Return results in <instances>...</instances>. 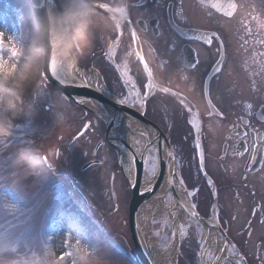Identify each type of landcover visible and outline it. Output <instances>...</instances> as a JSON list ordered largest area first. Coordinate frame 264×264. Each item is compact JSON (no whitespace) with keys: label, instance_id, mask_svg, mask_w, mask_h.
Returning a JSON list of instances; mask_svg holds the SVG:
<instances>
[{"label":"flooded vegetation","instance_id":"flooded-vegetation-1","mask_svg":"<svg viewBox=\"0 0 264 264\" xmlns=\"http://www.w3.org/2000/svg\"><path fill=\"white\" fill-rule=\"evenodd\" d=\"M60 1L63 6L64 0ZM96 2L108 3L112 8L123 6L127 20L121 21L122 34L117 41L115 24L119 14L98 10L101 15L97 17L98 24L93 29L92 43L77 66L88 69L86 71L92 73L95 79L100 78L119 100L125 91L121 79H127L128 75L144 79L142 66L131 47V30L136 31L137 50L142 51L154 73V95L146 107H141V114L164 132L179 159V163L173 160L169 166L175 167L184 177L188 189L199 188V194L193 201L198 205L201 217L213 216V205L219 210L218 225L226 239H222L223 245L227 241L228 245L235 246V251L226 250V257L229 251L234 256L228 264H235L239 257H243V264H264V167L258 163L246 167L249 153L243 156L234 154L242 151L245 145L251 148L256 141V133H264V120L261 119L264 116V107L261 106L264 104V55H261L264 45L257 43L264 39V0H232L237 5L232 17L217 13L202 0ZM113 16L116 19L112 27H104L105 18ZM189 29L216 32L220 37V41H214L211 48H200L202 62L194 71L183 65L191 60V48L197 45L179 35ZM248 29H251L250 36ZM245 39L249 41L246 46ZM221 41L226 63L218 80H211V99L224 115L222 118L218 115L209 118L202 82L217 58L216 48ZM171 45H175L174 51L170 50ZM153 48L155 52L151 50ZM164 60L168 63L161 67L160 62ZM116 65L120 66V72L116 70ZM161 87H169L171 92L186 98L202 122L205 168L208 176L215 181L211 190L203 174L197 173L196 161L192 159V139L188 135L186 115H180L182 106L171 92H160ZM246 104H251L252 108L245 107ZM126 106L135 109L134 106ZM79 122L88 125L87 130L74 139L85 137L88 144V152L82 154L86 159L81 171L102 165L109 173L122 174L115 164L114 152L104 140V125L94 114L74 104V124ZM245 133L250 135L245 136ZM95 137L99 139L97 147ZM262 144L264 141L258 142L257 147ZM101 149L103 151L99 152ZM95 156H103L102 161ZM122 180L120 182H124ZM121 186L125 188L124 183ZM122 188L116 183L117 196L123 201ZM212 192L216 195L213 196ZM125 193L126 198L128 191Z\"/></svg>","mask_w":264,"mask_h":264},{"label":"rangeland","instance_id":"rangeland-1","mask_svg":"<svg viewBox=\"0 0 264 264\" xmlns=\"http://www.w3.org/2000/svg\"><path fill=\"white\" fill-rule=\"evenodd\" d=\"M0 31H3L6 36L13 37L14 41L21 47L29 46L28 42L33 45L30 36H27L25 32L21 14L7 0H0ZM39 45L37 48H39ZM34 93L35 95L30 102L32 114L28 115L29 125L25 131L38 142L39 148H42V152L46 154L54 167V173L60 179L58 180L62 182L71 198L75 201L77 200L76 202H79L85 208L86 211L82 209L85 214L95 222H97L96 219L103 222L106 230L118 241V245L121 248L132 249L133 253L127 217L124 216L126 211L121 209L123 208L121 207L118 209L119 211L113 214L111 212L113 203L108 199L109 193L104 195L105 190L108 192L109 173L102 165H95L85 171H81L86 159V156H82V154L84 151L88 152V144L85 141V137H81L76 141L73 140V137L76 132L81 130L84 123L74 124V109L59 94L55 93L51 86H42L41 83H38ZM14 122H12V125ZM23 126L21 125V128ZM136 126L138 127V125ZM134 128L136 127L134 126ZM137 131L130 133L127 131L126 133L130 134L131 138L136 141ZM13 134L11 131L10 136H13ZM0 139L9 140L3 137ZM96 139L95 137L94 142H96ZM19 147L16 143L7 144V142L0 145V184L18 189L21 199L23 200L26 197V201L24 208L21 209L18 205L14 206L13 202L0 198V228H15L9 230L7 237L9 249L21 245L34 247L31 250L26 248L20 254L0 256V264H9L11 260H24L25 258L29 264H53V262H56V264H72L71 258L63 262L58 261L61 251L64 250L74 253L77 264L137 263L133 262L127 254L112 249L104 244L102 240H98L92 229H89L90 220H84L85 217L83 220L87 225L95 252L90 253L84 261H81L80 257L85 256L84 245L76 243L75 234L69 235L65 233L69 228L61 226L60 221V217L63 215L75 214L79 216V214L65 211L61 206H56V204L52 203L50 189L45 180L41 177H36L26 167L14 165L12 157ZM102 151V149L99 150V152ZM57 153L59 154L57 155ZM97 157L102 160L103 156ZM120 178L117 176L116 180H119V186L122 188L121 185L124 182H120ZM122 189V195H124L125 199V191L127 189L126 187ZM169 193L167 190L164 193V197L167 200L174 198L173 194L169 195ZM191 202L194 203L193 199ZM145 205L146 203L143 206ZM151 211L154 215L152 214V217L147 221L146 227L150 229L151 240L155 242L157 250H165L173 239L171 232L172 222L165 215L155 212V206H152ZM22 212L24 215H21ZM25 216H27V223L24 225ZM204 219L209 220L208 216L202 220ZM188 224H190V227L187 228L186 235L188 232L194 233V242L188 251L192 252L194 259L192 261L187 257L185 262H179L177 254L175 264H202L200 254L203 250L201 244H203L205 230L202 228V224L197 226L194 221ZM65 240L68 241L70 247L65 248L63 246ZM206 256L207 259H212L213 251L208 252ZM232 259H234V256L229 251L223 264H228Z\"/></svg>","mask_w":264,"mask_h":264},{"label":"snow or ice","instance_id":"snow-or-ice-1","mask_svg":"<svg viewBox=\"0 0 264 264\" xmlns=\"http://www.w3.org/2000/svg\"><path fill=\"white\" fill-rule=\"evenodd\" d=\"M202 2H206L207 6L210 9H214L217 13L222 14L225 17H232L234 15L235 9L237 5L232 2V0H202ZM40 9H43L45 7L44 4H39L38 6ZM49 11H51L53 8H56L58 10V5L53 3V0H48ZM96 8L98 10H104V13L112 12V13H118L119 19H117L115 24V29L117 32L116 40L119 41L121 33V21L127 20V14L124 7H116L112 8L109 6L108 3L105 2H96ZM114 19H116V16H113ZM247 27V25H245ZM181 37L184 39L194 43L197 45V47L191 48V60H188L186 63H184V68L188 70H196L198 66L201 64L200 59V48L202 46H207V48H211L213 46L214 41H220V37L216 32H207V31H200L198 29H189L187 31H181L179 33ZM248 35H251V29H248ZM249 43L247 39L244 40V45L246 46ZM257 43L264 45V39H260L257 41ZM137 44H138V37L135 30H131V47L133 51L135 52V57L139 62V65L142 66V72L144 74V79L140 80L139 78L133 77L132 75H128L127 79H121V84L124 88V94L119 99L118 103L121 105H131V106H139V107H146L149 100L154 95V84H153V77L154 73L152 68L149 66V62L145 59L144 55L142 54V51L137 50ZM21 46L18 45L13 37L6 36V34L3 31H0V67L2 66H8L10 65L11 71L14 73L18 70V65L22 59L20 55ZM153 52H155V49H151ZM170 50H175V45L170 46ZM114 56L115 53H112ZM261 55H264V53H261ZM216 56L217 58L214 60V62L211 65V70L208 73V75L204 78L202 82V88H203V95L205 99L207 100L209 111L207 113L208 117H212L213 115H218L221 118L223 117V112H221L217 106L212 102L211 99V80L219 78V75L222 73L224 69V64L226 63L225 59V51H224V44L221 41L219 43V46L216 48ZM168 61L164 60L161 61V67H163L165 64H167ZM116 70L118 72L121 71L120 66L116 65ZM51 78L56 79L60 84H64V79L62 78L61 71L58 68V66L55 63L54 59H51L47 62L41 77L45 78L49 76ZM87 86V82H85L84 85ZM253 88H255V85H253ZM160 92L164 94H169L171 92L169 87H161L159 89ZM172 96H175L178 98L179 104L182 106L180 115L182 117H185V122L189 126V137L192 139V152L193 157L192 159L196 161L197 164V173L203 174L204 179L206 180L208 188L211 190L215 187V181L208 176L205 168V154H204V147H203V127L202 122L198 118L197 114L193 111V106L186 101V98H183L180 96L179 93L171 92ZM64 99H67V97H64ZM264 107V104L261 105ZM245 107L251 109V104H246ZM112 119L118 120L119 117L116 115H112ZM262 120H264V116L261 117ZM241 122L243 123V118H241ZM88 125L85 124L84 128L87 129ZM245 136H249L250 133H245ZM264 141V133H256V141H254L251 145V148H249L247 145L244 146L242 151L234 152L235 155L243 156L245 153H249V161L246 167L254 166L257 163L260 165V167H264V144H262L259 148L257 147L258 142ZM149 155L148 156H141V163L145 167L148 177L147 179L149 181L153 180L157 176V165L162 164L163 161L161 160L160 156V149L158 147H150L147 149ZM258 153H260L258 158ZM59 153H57L58 155ZM167 157L169 158V162L175 160L177 163H179V159L174 155L172 151H169L167 153ZM48 166L49 169H51V165L48 164L47 157L41 158ZM123 163V161H122ZM130 167L134 168L137 165L136 155L135 153L130 154V161H129ZM178 178V183L181 186L182 192H186V199L192 200L199 194V188H193L191 190L188 189L185 179L183 176H180L177 169L174 167L171 170V178H169L166 183L169 188L173 186L172 180ZM133 184H135V181H133ZM151 188L146 189V191H151ZM171 193H169L170 195ZM213 196L216 195L215 192L211 193ZM0 198L9 200L10 202H13V205H18L21 209L24 208V203L26 201V197L24 199H21L20 191L15 188H9L5 184H0ZM198 205L196 203H190L189 208L191 209L187 213L186 219L190 221H194L197 226H200L201 220L203 219L200 216V213L197 211ZM213 210V216L209 217V220L215 219L219 221L218 212L219 210L216 208L215 205L212 206ZM256 209H253V213L255 214ZM21 215H24L22 212ZM61 226H67L69 230L65 233L71 235L75 234L76 236V243L77 244H83L84 245V252L85 256L89 255L90 253H94L95 249L92 247V242L90 235L88 233L87 225L85 224L82 217L77 216L75 214H67L60 217ZM27 223V216H25L24 225ZM212 226V225H210ZM190 227V224H180L179 225V235L183 239L186 236V230ZM15 229L14 227H3L0 228V256H6L10 254H20L25 251L27 248L28 250H31L34 246H19L15 248L9 249L7 244V237L9 235V230ZM173 236H175V233H173ZM65 248L70 247L67 240H65L64 245ZM201 247H203V244H201ZM227 249H232L235 251L234 245H228L227 241H225V247L221 248L220 251L224 252ZM51 254V253H50ZM72 259V264H77L76 259L74 258V253L69 250L61 251L58 261H66L68 259ZM9 264H29L27 259L19 260L14 259L9 261ZM53 264H56V262H53ZM235 264H243V257H239L236 259Z\"/></svg>","mask_w":264,"mask_h":264},{"label":"clouds","instance_id":"clouds-1","mask_svg":"<svg viewBox=\"0 0 264 264\" xmlns=\"http://www.w3.org/2000/svg\"><path fill=\"white\" fill-rule=\"evenodd\" d=\"M99 15L96 0H64L59 10L46 11L36 18L37 31H43L49 44L54 46L55 41L60 40L62 45L53 47L51 52L48 47H21L22 59L16 72L11 71L10 65L0 67V138L11 135L12 122L20 115L32 114V105L26 97L35 75L41 76L49 60H55L61 73L72 74L92 43L93 29L98 24ZM114 21L113 17L105 18L104 27H112ZM12 159L14 165L26 167L33 174L42 172L41 157L31 148L17 149ZM85 259L86 256L80 257L81 261Z\"/></svg>","mask_w":264,"mask_h":264},{"label":"water","instance_id":"water-1","mask_svg":"<svg viewBox=\"0 0 264 264\" xmlns=\"http://www.w3.org/2000/svg\"><path fill=\"white\" fill-rule=\"evenodd\" d=\"M29 6L31 7L35 18L43 15L46 11H49V8L47 7L48 5V0H26ZM53 3L58 5V10L61 8L57 0H53ZM39 4H44L45 7L43 9H40L38 6ZM53 10H57L56 8H53ZM41 39H42V49L45 47L49 48V51L51 52L53 47L59 48L62 45V41L56 40L54 46L49 44V41L45 38L43 35V31L41 30ZM46 81L50 83L54 88H56L58 91H60L64 97L69 98L73 103L75 102L76 104L87 108V104H92V103H98V112L100 114H103L105 116H108L109 119V128H113V125L115 124L116 126L114 127L117 132L119 131L120 134H124L127 131L130 132H135L137 130V123H142L144 126L148 128V132H150L154 138V142H149L147 141V147H152V144L155 147H158L160 149V156L161 160L163 161L162 164H158L157 168V176L155 181H153L150 186L147 188H143L141 186V181H142V169L141 165L142 163L137 160V165L135 167V176H134V181L130 182V187H131V198L128 206V224H129V230L131 234V239L135 251V257L139 261L140 264H152L148 252L144 248L143 242L141 235H143V232H141V228L139 226L138 222V211L141 206H143L146 201L151 198L156 191L158 185L164 178L167 170H168V160L169 158L167 157V153L171 151V148L169 146L168 141L166 140L165 136L162 134V132L157 129L153 124L150 122L146 121L143 119V117L139 114L136 113L135 111L126 108L117 102L111 100L108 98L106 95L101 93L98 90H95L94 88L90 86H82L70 82L64 81V84H60L56 79L51 78L50 74L49 76L45 77ZM116 115L119 117L118 120L112 119V115ZM134 126L136 128H134ZM123 128V129H121ZM134 129L131 130V129ZM136 133L141 134L143 137H146L144 129L140 128ZM125 132H124V131ZM136 134V136H137ZM114 149L116 151H120L122 147H125V145L122 142L119 141H109ZM136 148L137 145H134ZM151 188V191H146V189ZM173 195L175 196V193L172 192ZM204 220H201V224ZM215 227L217 230L221 231L219 226L215 224Z\"/></svg>","mask_w":264,"mask_h":264},{"label":"bare ground","instance_id":"bare-ground-1","mask_svg":"<svg viewBox=\"0 0 264 264\" xmlns=\"http://www.w3.org/2000/svg\"><path fill=\"white\" fill-rule=\"evenodd\" d=\"M62 78L66 82L82 85L87 82V84L95 87L100 88V83L95 80L90 72H83L78 70L77 67L72 71L70 76L61 73ZM135 109L139 113H142V108L139 106H134ZM139 127L144 129L146 132L148 128L144 126L142 123H138ZM126 139H129V143L131 145H136V142L132 141L127 135ZM154 142V138L150 140ZM171 170L172 166L168 167V170L158 185L156 191L154 192L153 196L146 201L145 206H141L138 211V221L139 226L141 228V235L142 242L144 248L148 252L149 259L152 264H175L177 254H178V247L180 242L183 240L179 235V225L180 224H188L190 221L186 219L187 213L191 210L189 208V204L192 203L191 200L186 199V193L182 192L181 186L178 183V178L172 180L173 186L171 188L168 187L166 181L171 178ZM132 175L130 174V177ZM156 177L149 181L148 179L145 180L143 186L148 187L150 184L155 181ZM169 191L171 194L172 192L175 193L174 198L167 200L164 197L165 191ZM152 206H155V212L159 213L160 215H165L170 221L172 222V230L175 233L173 236L171 244L165 250H157L155 242H152V235L150 229L146 227L147 221L152 217L154 213L151 211ZM214 220H204L202 222V228L205 230L203 236V250L201 251V263L202 264H222L223 258L226 256V250L221 252L220 249L224 248L222 239L218 238V231L215 227ZM212 225V226H210ZM213 251L212 259H207L206 254L210 251Z\"/></svg>","mask_w":264,"mask_h":264},{"label":"trees","instance_id":"trees-1","mask_svg":"<svg viewBox=\"0 0 264 264\" xmlns=\"http://www.w3.org/2000/svg\"><path fill=\"white\" fill-rule=\"evenodd\" d=\"M28 21H30V18H29V20ZM30 23V22H29ZM32 23V22H31ZM34 24V23H33ZM33 24H32V26H33ZM32 31L34 32V34H36V37H37V41L39 42L38 44H40V39H39V34H38V31H37V26H36V23H35V25L32 27ZM34 88V83L32 82V86H31V88H30V90H29V92H28V94H27V97H28V100H32V98H33V94H32V89ZM3 141H5V140H3ZM38 146H39V144H38ZM126 207H127V201H125V203H124V208H123V210H125V211H127V209H126ZM194 242V241H193ZM193 244V243H192ZM191 244V245H192ZM183 254H184V258H187L188 257V259L190 258L192 261H193V259H194V255L192 254V252L190 253V251H188V248L187 247H185L184 249H183Z\"/></svg>","mask_w":264,"mask_h":264}]
</instances>
